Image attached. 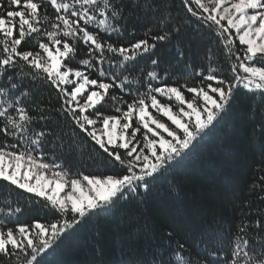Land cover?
<instances>
[{"label": "snow or ice", "instance_id": "1", "mask_svg": "<svg viewBox=\"0 0 264 264\" xmlns=\"http://www.w3.org/2000/svg\"><path fill=\"white\" fill-rule=\"evenodd\" d=\"M140 18L152 20L143 38L111 42L112 35L135 36L129 22ZM35 36L43 38L26 48ZM205 38L222 46L227 71L211 66V47L207 69L188 71L186 58L199 55ZM166 46L174 49L169 56L158 51ZM81 48L88 58L76 63ZM42 91L54 92L55 103L51 95L36 99ZM235 107L239 125L260 141L264 162V0H0V214L7 218L0 225L26 209L54 216L0 226V264H46L93 218L97 239L83 264H264L259 217L225 244L183 206L164 220L151 214L162 193L181 187L174 176L163 189L157 181ZM65 154L95 174L66 170L56 163ZM7 190L27 194V202L10 201ZM100 219L118 259H108L110 249L99 241Z\"/></svg>", "mask_w": 264, "mask_h": 264}, {"label": "trees", "instance_id": "2", "mask_svg": "<svg viewBox=\"0 0 264 264\" xmlns=\"http://www.w3.org/2000/svg\"><path fill=\"white\" fill-rule=\"evenodd\" d=\"M168 2L172 4L173 0H168ZM175 3L179 4V0H175ZM47 14L52 15L50 8L47 10ZM151 23V19L144 18H140L138 22L130 21L129 28L135 27L136 35L130 36L125 33L122 38L112 35L111 42L129 43L135 39L143 38L145 26L151 25ZM44 28L48 30L47 25ZM42 38V36H35L34 40H29L25 47H36V42ZM209 47L213 49L215 56L211 66H218L224 71L228 70L222 46L215 44L210 38H205L198 42L199 55L186 58L193 65L188 69L189 72L194 69L199 70V68L207 69L209 61L204 56ZM158 51L169 56L174 49L171 46H166ZM79 58H88L83 48L79 50L76 63ZM141 63L148 65L149 60L145 58ZM88 74L90 78H95L97 75L95 72ZM177 79V77H173V81ZM183 82L182 79L179 80V83ZM189 83H195V80H189ZM110 91L113 94L118 92L117 89ZM49 95L52 96L53 103H55V93L50 91H42L36 99H47ZM245 99L241 96L239 103L243 104ZM162 102L166 101L162 100ZM239 120L240 109L235 107L225 123L206 136L187 160L173 170L171 175L157 181V188L163 189L168 180L174 176L180 180L181 187L176 193H162L161 197L152 203L151 214L156 219L164 220L175 208L183 206L188 213L194 215L202 229L210 228L216 234L222 235L225 244L236 233L237 228L244 223H254L258 217L264 222V192L261 191L264 188V182H261V175L264 174L262 173L264 162L261 160L262 147L259 140L253 141L248 137L246 130L239 125ZM0 142H3V137H0ZM52 159L53 157L49 155L47 162H51ZM56 163L64 164L65 169L70 168L73 173L79 170L84 174H95L94 168L89 167L86 161L75 156L65 154L64 158L57 159ZM7 191H11L10 201L27 202V194L22 198L16 191ZM5 194V190L0 189V207L4 206L3 196ZM53 218L51 210L38 213L34 209L31 211L26 209L19 216L18 221L8 220L6 225L0 226H14L17 222L31 223L33 219H43L47 222ZM0 219L7 218L0 214ZM96 223L93 218L92 223L82 225L72 232L69 238L60 243L53 254L45 258L46 264H83L88 258L87 252L91 243L97 239L95 236ZM98 225L101 231L99 241L110 249L107 258L118 259V253L111 249L112 233L109 231V226L103 219L98 221ZM249 235L251 236L252 233L249 232ZM191 251L195 258L198 250L191 249Z\"/></svg>", "mask_w": 264, "mask_h": 264}, {"label": "rangeland", "instance_id": "3", "mask_svg": "<svg viewBox=\"0 0 264 264\" xmlns=\"http://www.w3.org/2000/svg\"><path fill=\"white\" fill-rule=\"evenodd\" d=\"M49 175H51V173H49Z\"/></svg>", "mask_w": 264, "mask_h": 264}]
</instances>
